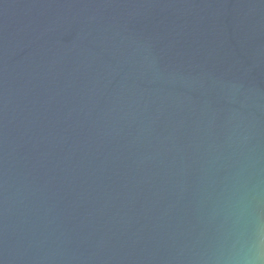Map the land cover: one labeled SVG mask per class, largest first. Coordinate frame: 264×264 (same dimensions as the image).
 Instances as JSON below:
<instances>
[{
	"label": "water",
	"instance_id": "1",
	"mask_svg": "<svg viewBox=\"0 0 264 264\" xmlns=\"http://www.w3.org/2000/svg\"><path fill=\"white\" fill-rule=\"evenodd\" d=\"M0 264H264V0H0Z\"/></svg>",
	"mask_w": 264,
	"mask_h": 264
}]
</instances>
